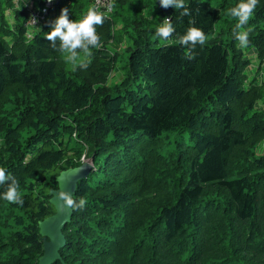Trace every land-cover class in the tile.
Segmentation results:
<instances>
[{
    "label": "trees",
    "instance_id": "obj_1",
    "mask_svg": "<svg viewBox=\"0 0 264 264\" xmlns=\"http://www.w3.org/2000/svg\"><path fill=\"white\" fill-rule=\"evenodd\" d=\"M135 1L116 0L89 67L73 71L45 37L61 9L79 20L93 0H52L30 37L27 10L0 0V167L23 200H0V264H37L55 178L84 158L72 199L86 204L71 209L53 264H264V91L244 86L247 52L264 62V0L246 48L227 14L239 0H185L187 15L145 0L153 19ZM163 18L175 28L166 41L154 36ZM191 26L205 45L178 43Z\"/></svg>",
    "mask_w": 264,
    "mask_h": 264
},
{
    "label": "clouds",
    "instance_id": "obj_2",
    "mask_svg": "<svg viewBox=\"0 0 264 264\" xmlns=\"http://www.w3.org/2000/svg\"><path fill=\"white\" fill-rule=\"evenodd\" d=\"M47 2L51 3L52 0H47ZM258 3L259 0H239L234 7L228 9L227 14L236 21L233 38L238 41L241 48L249 46L250 29L245 26L254 15ZM159 5L165 9L169 7L180 9L182 15L188 14L185 0H159ZM102 23L103 13L95 8L90 7L79 20H70L69 10L61 9L59 16L52 21L50 31L45 38L53 49L63 54L65 63L70 64L73 71L77 68L84 70L89 67L91 50L99 47L96 26ZM174 32L173 24L168 18H163L161 23L155 26L154 36L166 41ZM178 43L188 49H193L196 45L203 46L206 43V34L203 29L191 26L186 29L183 35L179 36ZM187 58L192 59L193 57L188 55ZM5 181H9V183L6 189L0 192V200L22 205L23 200L18 193L17 180L7 173V169L0 167V184H4ZM60 198L70 209L79 208L82 210L86 204L84 198L73 200L67 193L61 194Z\"/></svg>",
    "mask_w": 264,
    "mask_h": 264
},
{
    "label": "water",
    "instance_id": "obj_3",
    "mask_svg": "<svg viewBox=\"0 0 264 264\" xmlns=\"http://www.w3.org/2000/svg\"><path fill=\"white\" fill-rule=\"evenodd\" d=\"M90 170L91 165L85 162L77 168L61 171L55 178L57 188L49 192L48 200L54 208V214L38 222V232L44 241L42 255L38 258L37 264H53L60 259L59 252L65 245L62 230L69 223L72 214L60 195L67 193L72 198L77 184L87 177Z\"/></svg>",
    "mask_w": 264,
    "mask_h": 264
},
{
    "label": "rangeland",
    "instance_id": "obj_4",
    "mask_svg": "<svg viewBox=\"0 0 264 264\" xmlns=\"http://www.w3.org/2000/svg\"><path fill=\"white\" fill-rule=\"evenodd\" d=\"M136 1L138 2V4L140 3L141 7H143L142 8L143 18L147 17V19L148 18L149 19H151V18L153 19V17H152L153 11L151 10V7L149 5H146L147 3L145 4V0H136ZM135 2L133 3V5L135 4ZM13 4H14L15 8H19L20 6L21 7L25 6V4L23 3V0H13ZM150 5H152V4L150 3ZM32 8L33 7L28 8L27 11L29 9H32ZM116 8H117L116 11H118L119 10V5H117ZM33 9H36V8H33ZM3 15L8 20V24H10L9 26L13 28L14 24H15V20H14V17H13V15H14L13 9H10V8L3 9ZM120 24H123V22L120 21ZM219 27H220V25H218L216 29L218 30ZM34 30L35 29H33V31ZM33 31H30L29 37L31 36ZM122 47H123L122 49H124L126 47V44L124 43V45ZM252 55H253V51H248L247 54H246V56L250 57V62H249L250 64L245 70L246 74H247V78L245 80L244 86H245V88L247 90H249L250 87H255V88H259L260 87L262 89V91H264L263 90V85H264V62L260 63L255 57H251ZM122 78H123V74H122V70H121V65L120 66H115V68L113 69V71H112V73L110 75L109 83H113V82H117L118 83L120 80H122ZM260 100L264 103V99L263 98H261ZM262 104L258 103V105H260L261 107L262 106L264 107V105H262ZM256 151L258 153H264V142L260 143L256 147ZM85 162L88 163V161H86L85 158L81 159V163L82 164L85 163Z\"/></svg>",
    "mask_w": 264,
    "mask_h": 264
},
{
    "label": "built area",
    "instance_id": "obj_5",
    "mask_svg": "<svg viewBox=\"0 0 264 264\" xmlns=\"http://www.w3.org/2000/svg\"><path fill=\"white\" fill-rule=\"evenodd\" d=\"M116 0H93L92 7L97 11L102 12L103 15L112 13L113 5ZM52 6V2L48 3L45 0L44 7L38 9H29L27 12V19L24 23L26 29V36L29 37L30 31L40 26L41 22L49 15V8Z\"/></svg>",
    "mask_w": 264,
    "mask_h": 264
},
{
    "label": "crops",
    "instance_id": "obj_6",
    "mask_svg": "<svg viewBox=\"0 0 264 264\" xmlns=\"http://www.w3.org/2000/svg\"><path fill=\"white\" fill-rule=\"evenodd\" d=\"M32 1L33 0H23V3L25 4V6L24 7H19V9H21L22 11H25V10H27L28 8H30V7H32Z\"/></svg>",
    "mask_w": 264,
    "mask_h": 264
}]
</instances>
